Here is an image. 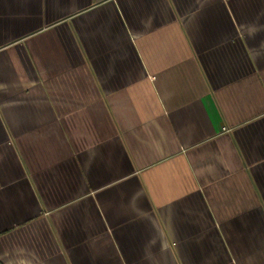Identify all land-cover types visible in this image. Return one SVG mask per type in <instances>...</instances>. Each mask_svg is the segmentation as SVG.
<instances>
[{
  "label": "crops",
  "instance_id": "obj_1",
  "mask_svg": "<svg viewBox=\"0 0 264 264\" xmlns=\"http://www.w3.org/2000/svg\"><path fill=\"white\" fill-rule=\"evenodd\" d=\"M0 264H264V0H0Z\"/></svg>",
  "mask_w": 264,
  "mask_h": 264
}]
</instances>
